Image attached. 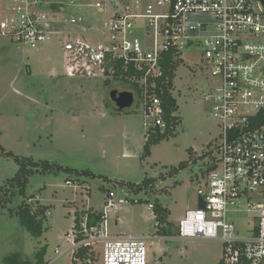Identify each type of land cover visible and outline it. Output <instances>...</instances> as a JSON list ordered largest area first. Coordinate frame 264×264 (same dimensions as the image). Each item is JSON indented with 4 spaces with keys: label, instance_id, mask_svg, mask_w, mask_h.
I'll return each instance as SVG.
<instances>
[{
    "label": "built area",
    "instance_id": "built-area-1",
    "mask_svg": "<svg viewBox=\"0 0 264 264\" xmlns=\"http://www.w3.org/2000/svg\"><path fill=\"white\" fill-rule=\"evenodd\" d=\"M43 4L50 5L53 17L40 11ZM60 5L97 11L100 20L69 12L58 19ZM63 23L72 29L65 32ZM88 32L95 39L84 38ZM65 33L68 76L100 72L113 79L117 59L124 71L131 70L120 81L142 106L146 136L166 129L157 94L159 81L167 79L164 62L177 65L183 53L191 57L211 79L199 88L220 133L212 146L215 165L198 181L196 195L203 207L187 209L172 234L113 235L110 210L139 199L110 189L99 218L89 222V214H81L65 235L68 246L55 253L68 254L72 263H81L76 254L86 249L99 264H148L146 239L176 235L219 240L229 264H264V204L255 200L264 187V131L251 122L264 110V0H14L10 8L0 9V37L34 48ZM153 205L147 202L148 209ZM240 215L252 220L238 226Z\"/></svg>",
    "mask_w": 264,
    "mask_h": 264
},
{
    "label": "rangeland",
    "instance_id": "rangeland-1",
    "mask_svg": "<svg viewBox=\"0 0 264 264\" xmlns=\"http://www.w3.org/2000/svg\"><path fill=\"white\" fill-rule=\"evenodd\" d=\"M13 1L0 0V9L10 8ZM40 11L54 16L49 4L40 6ZM66 12L100 20L97 11L72 5L58 6L55 16L66 18ZM71 29L67 24L62 28L65 32ZM66 35H53L34 48L0 37V187L18 168L11 157L1 154L2 149L62 167L35 172L28 179L25 194L31 197L30 205L39 202L49 206L46 228L39 237L32 235L16 214L23 197L16 191L3 206L0 191V264L18 255L40 257L42 262L51 264H73L68 254L58 255L55 250L61 252L68 246L65 235L73 225L75 211L86 206L101 209L109 188L139 199L110 211L111 233L144 237L153 234L155 214L147 208V202L155 199L167 207L168 220L176 229L185 211L194 205L198 181L192 177L197 174L201 178L207 159L195 160L194 154L191 161H195L186 169L172 176L167 171L189 160L190 150L201 155L219 140L220 128L210 116L199 88L211 79L183 53L173 79L176 114L181 121L143 158L146 135L142 106L135 103L126 111H118L109 92L125 90L126 85L120 80L110 79L106 84V76L100 72L92 77L68 76L63 50ZM84 36L95 39L90 32ZM82 170L91 174H79ZM159 175L163 178L159 179ZM145 177L155 178L153 190L135 193L127 186L113 187L114 182L138 184ZM255 198L264 204V187ZM236 219L238 226L252 220L247 215ZM145 247L148 264H217L223 254L219 240L176 235L168 240L146 239ZM90 264H99L98 257Z\"/></svg>",
    "mask_w": 264,
    "mask_h": 264
},
{
    "label": "trees",
    "instance_id": "trees-1",
    "mask_svg": "<svg viewBox=\"0 0 264 264\" xmlns=\"http://www.w3.org/2000/svg\"><path fill=\"white\" fill-rule=\"evenodd\" d=\"M165 75L167 76V79L163 77L159 81V87L157 89V94L161 98L162 106L164 109V120L166 122V129L163 133H151L148 136H146L144 144H143V153L142 157H146L149 152L152 145L162 141L168 135L172 134L175 128L179 125L181 119L180 116L176 114L177 110V101L176 98L173 95V77H174V70L176 68V64L173 62L170 63V59H167L165 62ZM113 67V79L115 80H123V77L127 74H131L130 71H124L123 70V62L121 60H114L112 62ZM122 77V78H121ZM166 80V81H165ZM110 82L109 78H105L104 83L108 84ZM125 83V80L123 81ZM132 86L135 87L136 85L132 83ZM251 122L255 127H258L264 131V110H260L256 115H254L251 118ZM1 148V147H0ZM190 158L187 161H181L178 165L172 166L168 169L167 174L169 176H172L179 171L186 169L189 165V163H193V160L191 161L192 155L195 154L196 158L198 159H207L205 162V168L203 169L201 173V178L198 179V175L194 174L192 178H197V181H200L201 179L205 178L206 175L211 171L215 165V157L216 154L213 152L212 147L208 149L207 151H203L201 155H197L196 152L190 150ZM1 154L7 157H11L15 163L17 164V170L13 177L7 179L6 183L3 186H6V188L3 189V186L0 187V191L3 193V206H6L7 202L10 201L12 195L17 191L22 197V201L20 205L18 206V209L16 211V214L18 215L20 222L22 225H24L32 235L39 237L43 230L46 228L44 225L46 215L49 209V206L40 204L37 202L36 205L31 206L28 202L30 200V196H26L25 191L28 184L29 177L35 173V172H46L53 169H61L62 167L51 163L47 160H38L34 161L33 159L29 157H20L17 155L12 154L11 152H5L3 149L1 150ZM194 160V161H195ZM87 174L90 175L91 173L86 170L80 171L79 174ZM159 179L163 178V175H159ZM154 182L155 178H148L145 177L140 183L133 184V183H123V182H114V186L116 184L120 186H127L128 189L133 190L135 193L139 192L140 190H153L154 189ZM113 189V188H111ZM110 190L106 189V192ZM153 211L155 214V219L158 222L156 226V231L159 234H172L174 231L172 229L171 223L168 221V209L167 207L163 206L157 199L153 201ZM81 214L77 211L75 213L74 223L78 222L79 216ZM98 219L99 214L89 215V222H92V219ZM76 257L79 258L80 262L84 264H88L86 262L87 258L89 257L90 260H93V255L88 256L86 249H80L78 253L76 254ZM5 264H45V262H42V259L39 258H19V255L9 257L6 259ZM73 264H76L73 262ZM78 264V263H77ZM80 264V263H79ZM217 264H229L224 261L223 258L219 260Z\"/></svg>",
    "mask_w": 264,
    "mask_h": 264
},
{
    "label": "water",
    "instance_id": "water-1",
    "mask_svg": "<svg viewBox=\"0 0 264 264\" xmlns=\"http://www.w3.org/2000/svg\"><path fill=\"white\" fill-rule=\"evenodd\" d=\"M110 98L115 102L118 111H126L131 108L134 102L133 95L130 91L118 92L116 89H112L109 92ZM196 205L199 208L203 207V200L200 196L196 199Z\"/></svg>",
    "mask_w": 264,
    "mask_h": 264
},
{
    "label": "crops",
    "instance_id": "crops-1",
    "mask_svg": "<svg viewBox=\"0 0 264 264\" xmlns=\"http://www.w3.org/2000/svg\"><path fill=\"white\" fill-rule=\"evenodd\" d=\"M144 141H145V138H144ZM106 194H107V192H106ZM106 194H105V197H106ZM105 197H104V199H105ZM195 197V196H194ZM104 199H103V202H104ZM196 199H197V195H196ZM196 199H195V202H194V205L193 206H195L196 205ZM102 207H103V204H102ZM119 207V206H118ZM115 209V208H114ZM101 210H102V208L101 209H97V208H93L92 206H86L85 208H83V209H81V210H77L80 214H84V213H88L89 215L90 214H94V215H97V214H99L100 212H101ZM111 210H113V209H111ZM110 210V211H111ZM77 211H75V213L77 212ZM109 214H110V212L108 213V220H109ZM74 218H75V216H74ZM118 220H119V217L118 216H116L115 217V219H114V223H115V225H117V223H118ZM74 221V220H73ZM169 221V220H168ZM170 222V221H169ZM171 223V222H170ZM171 225H172V223H171ZM110 229V228H109ZM173 229V228H172ZM155 230H156V228H155ZM111 232V231H110ZM155 232V231H154ZM113 235H119V234H123V233H116V232H114V233H112Z\"/></svg>",
    "mask_w": 264,
    "mask_h": 264
}]
</instances>
